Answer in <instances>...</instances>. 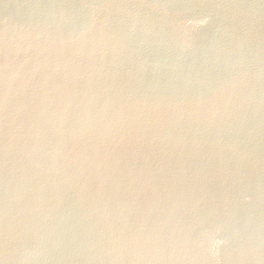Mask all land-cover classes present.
I'll use <instances>...</instances> for the list:
<instances>
[{
    "label": "water",
    "instance_id": "water-1",
    "mask_svg": "<svg viewBox=\"0 0 264 264\" xmlns=\"http://www.w3.org/2000/svg\"><path fill=\"white\" fill-rule=\"evenodd\" d=\"M0 264H264V0H0Z\"/></svg>",
    "mask_w": 264,
    "mask_h": 264
}]
</instances>
